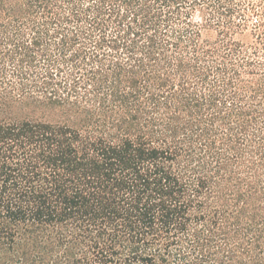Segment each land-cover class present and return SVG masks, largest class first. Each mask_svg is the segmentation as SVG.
Here are the masks:
<instances>
[{"label":"trees","instance_id":"16d2710c","mask_svg":"<svg viewBox=\"0 0 264 264\" xmlns=\"http://www.w3.org/2000/svg\"><path fill=\"white\" fill-rule=\"evenodd\" d=\"M0 264H264V1L0 0Z\"/></svg>","mask_w":264,"mask_h":264},{"label":"rangeland","instance_id":"374dc122","mask_svg":"<svg viewBox=\"0 0 264 264\" xmlns=\"http://www.w3.org/2000/svg\"><path fill=\"white\" fill-rule=\"evenodd\" d=\"M235 1H238V0H235ZM264 1V0H263ZM257 17V15H253L252 17H251V22H254V19ZM248 31H249V29L246 31V33L248 34ZM250 39V37H245V40H249Z\"/></svg>","mask_w":264,"mask_h":264}]
</instances>
